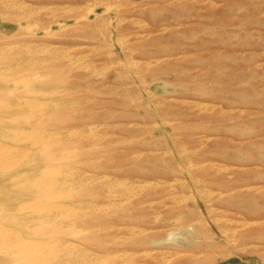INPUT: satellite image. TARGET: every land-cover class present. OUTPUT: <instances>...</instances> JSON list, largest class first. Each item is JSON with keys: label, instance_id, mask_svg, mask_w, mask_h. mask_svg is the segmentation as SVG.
Returning a JSON list of instances; mask_svg holds the SVG:
<instances>
[{"label": "rangeland", "instance_id": "374dc122", "mask_svg": "<svg viewBox=\"0 0 264 264\" xmlns=\"http://www.w3.org/2000/svg\"><path fill=\"white\" fill-rule=\"evenodd\" d=\"M3 103H36L0 129L43 134L69 193L7 229L66 264H264V0H0Z\"/></svg>", "mask_w": 264, "mask_h": 264}, {"label": "bare ground", "instance_id": "6f19581e", "mask_svg": "<svg viewBox=\"0 0 264 264\" xmlns=\"http://www.w3.org/2000/svg\"><path fill=\"white\" fill-rule=\"evenodd\" d=\"M38 78L37 76L36 80H38ZM23 82L20 86H26V83L24 84ZM22 101L24 102L25 100ZM40 103L38 106H40ZM31 105H23V107H20V105L16 107H8L5 104L0 105V114L16 110H27L28 112L36 107ZM4 128L0 129V204L3 206L0 212L3 213L4 218H7L8 214L13 211L14 214H17L23 219L22 221L26 226L25 229L29 233L32 231V228L35 231L40 226L65 216L67 212L66 208H69V205L61 201L65 199L64 196L69 194L66 192L67 190L65 191L62 189L63 184L66 182L64 178L65 172L61 173V171L59 172L58 170H52V168L42 167L35 163L33 151L40 147L38 145L46 142L44 136H42L43 134L40 135L41 133L38 132L22 131V129L16 131ZM32 159L34 161H32ZM72 210L75 209L72 208ZM38 230L41 233L48 234V231H43V229ZM187 231H190V229L188 228ZM175 232L177 233V231L169 232L165 239L152 241V244L157 246L168 243L176 246L173 242H170L169 238L173 236ZM41 233H39L38 236L24 235L22 232L15 231L14 227L7 229V226H5L2 219H0V255L4 257L6 262H12V259H14L15 262H17L16 264H66L63 262L64 259L59 255V251L61 250L60 246L62 245H58L53 239H46L45 235L42 236ZM52 233H54V231ZM65 247H67L66 244ZM71 262L74 263V260Z\"/></svg>", "mask_w": 264, "mask_h": 264}]
</instances>
